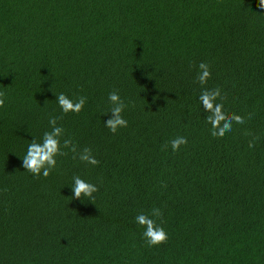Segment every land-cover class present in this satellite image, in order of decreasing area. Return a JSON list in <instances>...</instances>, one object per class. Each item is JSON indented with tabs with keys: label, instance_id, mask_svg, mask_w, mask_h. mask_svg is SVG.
Returning <instances> with one entry per match:
<instances>
[{
	"label": "trees",
	"instance_id": "trees-1",
	"mask_svg": "<svg viewBox=\"0 0 264 264\" xmlns=\"http://www.w3.org/2000/svg\"><path fill=\"white\" fill-rule=\"evenodd\" d=\"M217 88L244 122L214 137L199 96ZM114 91L128 122L116 133ZM0 93V264H264L259 0H0ZM59 93L83 110L62 113ZM51 117L67 154L36 177L23 157ZM75 176L94 200L73 197ZM141 213L166 243L147 245Z\"/></svg>",
	"mask_w": 264,
	"mask_h": 264
},
{
	"label": "clouds",
	"instance_id": "clouds-1",
	"mask_svg": "<svg viewBox=\"0 0 264 264\" xmlns=\"http://www.w3.org/2000/svg\"><path fill=\"white\" fill-rule=\"evenodd\" d=\"M259 7L264 9V0H259ZM199 68L202 70L198 75V82L203 85L207 83L210 78L211 73L209 71V66L201 62ZM220 95L219 88L214 90L205 89L199 96L200 101L205 112L211 113L206 117V120L212 125L211 135L214 137L223 136L225 132L231 131L232 122L243 123V117L232 114L231 116L226 115L223 112V105L215 103L216 98ZM4 94L0 93V107L4 106ZM56 100L62 113L67 114L80 113L83 110L86 97L80 96L75 102H73L64 93L56 94ZM108 100L112 104L109 112H111V117L107 119L105 127H107L112 133H116L118 128L127 127V120L121 115L122 111L126 107L124 101L121 99L117 92H111L108 95ZM57 117L49 118V125L52 126L50 132H45L43 134V139L41 143H37L33 139L27 147L26 155L23 157V168L31 173L33 176H40L41 173L44 177L49 176L50 171L56 167L57 155H66L67 153L61 150L60 137L64 133V129L57 125ZM72 142L68 139L64 140L63 147L68 148ZM172 150L178 151L181 145L187 144L186 137H176L170 142ZM249 147H252L251 142ZM70 150L76 152L75 145H72ZM79 159L85 161L91 165H96L99 161L91 155V149L85 148L83 152L79 154ZM73 197L81 198V194L84 197L94 200L92 193L96 192L98 189L96 185L92 183L85 182L81 177H73ZM152 215L155 217H161L162 213L158 208L152 210ZM136 222L144 226L145 231L143 232V237L149 247L158 246L160 244L166 243L168 240V233L165 229L157 225L155 220L149 218L147 215L141 213L135 217Z\"/></svg>",
	"mask_w": 264,
	"mask_h": 264
}]
</instances>
